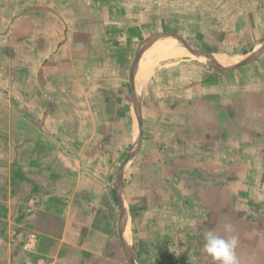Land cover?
Segmentation results:
<instances>
[{
	"label": "crops",
	"instance_id": "0c3cea01",
	"mask_svg": "<svg viewBox=\"0 0 264 264\" xmlns=\"http://www.w3.org/2000/svg\"><path fill=\"white\" fill-rule=\"evenodd\" d=\"M217 7L0 0V264H214L203 234L225 223L238 264H264V174L234 193L264 157V50L226 69L262 48L264 0H225L240 53L196 50L173 20Z\"/></svg>",
	"mask_w": 264,
	"mask_h": 264
},
{
	"label": "rangeland",
	"instance_id": "374dc122",
	"mask_svg": "<svg viewBox=\"0 0 264 264\" xmlns=\"http://www.w3.org/2000/svg\"><path fill=\"white\" fill-rule=\"evenodd\" d=\"M202 5L203 3H206L207 0H200ZM217 3H218V7L215 11L211 10V11H208V10H204V9H201L200 11H195V12H190V11H185V12H176L174 10L175 13H178L180 16H179V19H178V16L174 17L173 20L178 22L180 21L179 23H182L184 24V29L182 30L181 27L179 26L178 28L180 30H182L186 35H188L189 37L197 40L198 42L195 43V48L196 50H205V49H211V48H215V49H226V50H231V51H234L236 53H240L241 51L244 50L245 46L247 45H250V44H243V42H241V37H240V26H236V25H232V22H233V16L235 15L233 12H230V11H226L224 10V6H225V0H217ZM238 15L240 14L239 12H236ZM194 14V16H193ZM194 17L196 23H199L200 25H196L195 27L191 26V23H192V18ZM213 22L216 23V26L213 25ZM239 21L237 20L236 22H234L235 24H238ZM195 23V24H196ZM177 27V26H176ZM211 33L212 35L215 34L216 37H217V41L214 42V43H208V42H203V40L208 37L207 34ZM250 33L252 34V37L251 38H255V31H250ZM227 35V36H226ZM227 37V43H221V42H218L219 40H222ZM240 37V38H239ZM232 39V40H231ZM231 41V42H230ZM157 46V45H156ZM156 46L150 48L148 51V53H151V51H153V49L156 48ZM169 57H172L173 55H168ZM178 66V65H176ZM256 66V65H255ZM252 73H249L250 74V77L252 76V78H256L257 77V73H255V69L254 70H251ZM250 71V72H251ZM255 73V74H254ZM254 74V75H253ZM173 77V76H172ZM263 78V77H261ZM255 81V80H254ZM257 83V82H256ZM255 82L253 83V80L252 82H250L249 84H256ZM260 84H264V80L263 82H260ZM259 85V83L257 84ZM256 85V86H257ZM256 88V87H254ZM256 99V98H255ZM251 102V100H250ZM239 103V101H238ZM256 105H253V103L248 107V112L249 110L250 111H253L255 108ZM247 110V109H245ZM250 113H253L256 114L255 112H250ZM262 113H264L262 111ZM252 115V116H253ZM248 125H250V127L252 128H255V130L257 129V125H259V127H262L264 124L263 123H256V122H251L249 123ZM251 128V129H252ZM236 142L237 140L234 139V148L237 146L236 145ZM240 155H237V154H234V161L238 159ZM264 161V157H261V156H258V155H255V156H249V157H245V162L247 164H249V169H248V172L247 171H244V170H239V173L240 174H247L245 175V178L247 179L248 178V183L247 184H250V186L248 187H243V189L241 188H238L235 190V194L237 193V195H240L241 193H249L248 196L251 197V195L254 193L255 194V191H256V187L255 186H252L251 183H253L254 181L258 180V178L261 177V175L264 174V170L261 171V174L259 175L258 174V170H256L257 168V165L262 163ZM260 173V172H259ZM247 176V177H246ZM263 178V177H261ZM260 180V179H259ZM253 196V195H252ZM249 197V198H250ZM254 197V196H253ZM250 208H251V205H250ZM251 210V209H250ZM255 226H249L250 229H253ZM262 229H264V226H262ZM264 234V232H263ZM262 238L264 236H261Z\"/></svg>",
	"mask_w": 264,
	"mask_h": 264
},
{
	"label": "clouds",
	"instance_id": "9594fccd",
	"mask_svg": "<svg viewBox=\"0 0 264 264\" xmlns=\"http://www.w3.org/2000/svg\"><path fill=\"white\" fill-rule=\"evenodd\" d=\"M233 231V225L225 223L223 225L224 235H220L211 229L203 234V250L214 264H238L235 253L238 237L231 234Z\"/></svg>",
	"mask_w": 264,
	"mask_h": 264
},
{
	"label": "water",
	"instance_id": "95a60500",
	"mask_svg": "<svg viewBox=\"0 0 264 264\" xmlns=\"http://www.w3.org/2000/svg\"><path fill=\"white\" fill-rule=\"evenodd\" d=\"M176 37H178L180 40H182L184 42L185 46L192 52V50L190 49V46L183 40V38L179 34H176ZM263 50H264V44L262 45V48L260 50L254 52L252 54H249L244 61L240 62L239 64H237V65H235V66H233L231 68H226V69L232 70V69H235V68H237V67H239V66H241V65H243L245 63H249V62L253 61ZM139 55L140 54H138V57H139ZM201 61L204 62V59L201 58ZM217 66L220 67V68H224V66H222L220 64H218Z\"/></svg>",
	"mask_w": 264,
	"mask_h": 264
},
{
	"label": "built area",
	"instance_id": "2783aa9c",
	"mask_svg": "<svg viewBox=\"0 0 264 264\" xmlns=\"http://www.w3.org/2000/svg\"><path fill=\"white\" fill-rule=\"evenodd\" d=\"M37 237L36 235L32 234L30 236V242H36ZM25 264H45V258L44 257H36V258H30L26 261Z\"/></svg>",
	"mask_w": 264,
	"mask_h": 264
},
{
	"label": "bare ground",
	"instance_id": "6f19581e",
	"mask_svg": "<svg viewBox=\"0 0 264 264\" xmlns=\"http://www.w3.org/2000/svg\"><path fill=\"white\" fill-rule=\"evenodd\" d=\"M164 40H175V39H173V38H171V37H167V38L164 39ZM175 41H176V40H175ZM162 43H164V42L162 41ZM162 43H159L158 45H161ZM170 45H172V46H170V47H172L171 49L178 50L179 52H182V53H183L182 49L180 48V46H179L178 44L172 42ZM153 51H154V50H153ZM150 71H151V66L146 67V68H145V72H144V74H143L142 77H146V76L150 73ZM142 79H143V78H142Z\"/></svg>",
	"mask_w": 264,
	"mask_h": 264
}]
</instances>
